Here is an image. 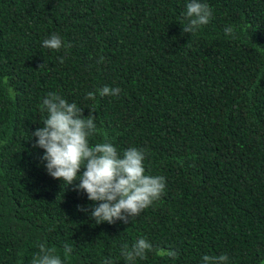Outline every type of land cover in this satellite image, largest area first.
Returning a JSON list of instances; mask_svg holds the SVG:
<instances>
[{
    "label": "trees",
    "instance_id": "trees-1",
    "mask_svg": "<svg viewBox=\"0 0 264 264\" xmlns=\"http://www.w3.org/2000/svg\"><path fill=\"white\" fill-rule=\"evenodd\" d=\"M190 2L0 0V264H31L41 243L62 264H126L121 247L140 236L179 255L137 264H264V0H200L213 16L195 34L182 29ZM53 33L71 47H43ZM104 86L121 92L86 99ZM49 92L93 112L118 153L145 149L164 195L96 224L78 181L53 179L35 147Z\"/></svg>",
    "mask_w": 264,
    "mask_h": 264
},
{
    "label": "clouds",
    "instance_id": "clouds-1",
    "mask_svg": "<svg viewBox=\"0 0 264 264\" xmlns=\"http://www.w3.org/2000/svg\"><path fill=\"white\" fill-rule=\"evenodd\" d=\"M182 16L185 21L183 32L195 34L202 26L209 24L213 10L207 3L191 0ZM224 32L232 39L239 38L235 26L225 27ZM42 46L59 51L70 48L71 44L53 33L43 41ZM103 60L101 57L98 62L102 63ZM58 62L62 64L64 57H58ZM120 92L118 87L104 86L97 92H88L86 99L95 100L97 94L100 97L118 96ZM42 107L47 111V118L42 122L44 127L38 128L32 135L37 138L35 147L44 150L41 160L46 162V171L53 179L61 180L67 186L78 181L74 190L83 191L93 202L90 216L96 224L128 223L164 195L165 178L146 174L145 149L131 147L122 154L118 153L107 134L97 127L93 112L84 117L82 108L75 102H67L57 93L49 92L43 99ZM96 135L103 136L104 141L90 144V138ZM81 169L84 171L79 174ZM78 210L85 209L78 207ZM151 251H158L160 255L173 260L179 255L173 249H153L144 236H140L131 247L122 245L120 250L126 264H137L138 259H146ZM72 252V244L66 243L64 256ZM228 259L226 254L202 257L204 264H227ZM31 264H62V260L54 249L41 243ZM102 264H113V261L104 258Z\"/></svg>",
    "mask_w": 264,
    "mask_h": 264
}]
</instances>
